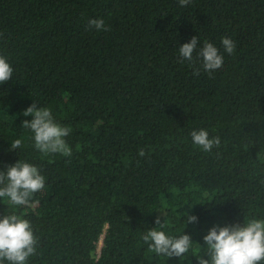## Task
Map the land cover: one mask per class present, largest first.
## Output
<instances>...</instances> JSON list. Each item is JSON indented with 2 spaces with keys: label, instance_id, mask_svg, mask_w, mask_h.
<instances>
[{
  "label": "trees",
  "instance_id": "trees-1",
  "mask_svg": "<svg viewBox=\"0 0 264 264\" xmlns=\"http://www.w3.org/2000/svg\"><path fill=\"white\" fill-rule=\"evenodd\" d=\"M205 41L224 57L211 74ZM0 56L14 69L0 84V170L27 161L45 177L28 205L0 198V217L29 220L38 238L27 264H198L211 227L264 219V0H0ZM33 101L71 129L70 157L34 147L21 126ZM201 128L219 147L193 143ZM154 227L189 234V252L149 251Z\"/></svg>",
  "mask_w": 264,
  "mask_h": 264
},
{
  "label": "clouds",
  "instance_id": "clouds-1",
  "mask_svg": "<svg viewBox=\"0 0 264 264\" xmlns=\"http://www.w3.org/2000/svg\"><path fill=\"white\" fill-rule=\"evenodd\" d=\"M190 0H179L181 7H186ZM90 27L97 31L110 30L103 19H93ZM221 43L224 51L233 54L236 49L235 42L229 37H223ZM199 45V37L193 36L190 42L179 46L178 52L183 61H192L193 53ZM197 56L202 58V66L206 72H212L223 67L224 57L218 48L211 42L205 41L197 51ZM13 67L7 58L0 56V84L12 79ZM194 74H198L196 71ZM24 116H32L25 119L21 126L33 133L34 147L42 154H61L70 157L72 150L66 142L71 129L58 123L49 108L37 107L33 103L23 111ZM195 145L203 151H211L213 146L219 147L218 136L209 138L207 130L192 131L190 133ZM12 149L22 146L21 139H15L10 144ZM144 155L143 150L139 153ZM45 177L40 170L27 161H16L6 165L0 170V198L15 206H25L30 202V196L43 190ZM191 207V206H189ZM186 224L196 222L197 217L184 212ZM155 224L159 228L164 227L161 217L157 216ZM186 226V225H185ZM143 241L148 250L156 255L170 257H183L192 247L193 240L189 234H181L178 237L166 235L164 231L156 227L143 235ZM206 244L204 256L195 254L198 264H260L264 261V219H251L246 223H234L226 226L215 225L211 227L203 237ZM38 238L34 235L31 222L21 216L5 214L0 217V264H27L30 257L36 254ZM103 243V241H102ZM200 250L202 248L201 245ZM207 257V258H205Z\"/></svg>",
  "mask_w": 264,
  "mask_h": 264
},
{
  "label": "rangeland",
  "instance_id": "rangeland-1",
  "mask_svg": "<svg viewBox=\"0 0 264 264\" xmlns=\"http://www.w3.org/2000/svg\"><path fill=\"white\" fill-rule=\"evenodd\" d=\"M101 246H102V240L100 241V245H99L98 251H100Z\"/></svg>",
  "mask_w": 264,
  "mask_h": 264
}]
</instances>
